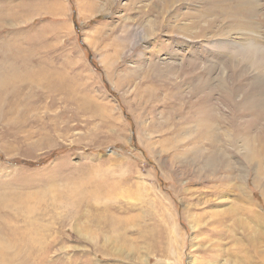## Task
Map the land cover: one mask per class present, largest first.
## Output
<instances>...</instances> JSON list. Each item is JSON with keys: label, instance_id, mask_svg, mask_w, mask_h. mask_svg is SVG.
Here are the masks:
<instances>
[{"label": "rangeland", "instance_id": "obj_1", "mask_svg": "<svg viewBox=\"0 0 264 264\" xmlns=\"http://www.w3.org/2000/svg\"><path fill=\"white\" fill-rule=\"evenodd\" d=\"M257 1L242 37L246 10L206 0H0V75H21L0 92V250L11 264H264V143L245 155L247 139L264 135V112L249 113L259 97L240 95L236 128L224 102L234 93L206 100L192 78L218 92L219 77L246 68L230 86L255 82L242 61L250 47L226 52L251 40L264 50ZM200 11L197 24L218 31L176 30ZM148 19L162 23L151 35ZM160 85L150 101L143 89ZM203 102L217 113L212 134ZM19 196L30 216L16 211Z\"/></svg>", "mask_w": 264, "mask_h": 264}, {"label": "bare ground", "instance_id": "obj_2", "mask_svg": "<svg viewBox=\"0 0 264 264\" xmlns=\"http://www.w3.org/2000/svg\"><path fill=\"white\" fill-rule=\"evenodd\" d=\"M166 2H167V4L168 3H173L174 2V0H165ZM181 1V0H180ZM191 3H201V1L203 2V0H189ZM207 2H209V3H211L212 4V7H214V8H216L217 10H222V13H224L225 12V10H227V8H229V9H231L234 13H236L235 11L236 10H238L239 12H241L242 10L243 11H245L246 10V15H244V16H246V20L244 21H242V28H243V30H242V37L244 36L245 37V35L246 34H248L249 33V31H250V29H254V27L252 26V24H254V23H252L253 22V20H255V17L257 16V6H258V1L257 0H237L236 2V4L235 5H232L231 4V6L230 5H228V6H225V2L226 1H228V0H206ZM210 4V5H211ZM228 4V3H227ZM197 5V4H196ZM231 7V8H230ZM199 8V7H198ZM196 9V8H195ZM250 9V10H249ZM189 10V9H188ZM187 11V10H186ZM190 11V10H189ZM210 11V10H209ZM211 12V11H210ZM213 12V11H212ZM259 12V11H258ZM196 12H190L189 14H191L190 15V17L192 18V21H191V23H189V24H185V26H183V27H177L176 26V30H180L181 31V34L183 33V34H186V33H191L193 30H195L194 31V35L192 36V38L193 39H197L199 36H202L201 35V32H205L206 30H208L209 32H216V31H218L219 29L216 27V26H218L217 24H216V22H215V24H216V26H213V23L211 24V23H209V24H207V27L206 28H204V26L202 27L200 24H197V21L199 20V19H201V18H203V12H199L198 14L196 13ZM221 13V12H220ZM202 14V15H201ZM213 16H215V19H213V22L214 21H217V20H219V16H218V14H214V13H211ZM186 15V14H185ZM188 15V14H187ZM223 15V14H222ZM233 15V14H232ZM181 16V15H180ZM183 16V15H182ZM181 16V17H182ZM208 16H210V14L208 15ZM226 16V15H225ZM146 17V16H145ZM175 17V16H174ZM180 17V18H181ZM207 17V16H206ZM260 17V16H259ZM149 18V17H148ZM187 18V17H186ZM185 18V19H186ZM257 18V17H256ZM153 20V19H152ZM187 20V19H186ZM221 20V19H220ZM249 20V21H248ZM252 21V22H251ZM159 21L156 19H154L153 21H151L150 19H148V25H147V27H146V34L147 35H151L152 34V32L154 31V30H157L158 28H159V24H162V23H158ZM200 22V21H199ZM198 22V23H199ZM207 22V21H206ZM237 22V24H238V21H236ZM244 22H247V23H249L250 24V26L248 27H246L245 26V24H243ZM239 23H240V21H239ZM258 23V22H257ZM220 24V23H219ZM239 25V24H238ZM243 25L246 27V28H244L243 27ZM167 26V25H166ZM252 26V27H251ZM196 28H198L197 30H196ZM240 28V27H239ZM173 30V29H172ZM175 30V29H174ZM175 30V31H176ZM252 31V30H251ZM173 32V31H172ZM180 34V33H179ZM205 36V35H204ZM248 36H249V34H248ZM201 38V37H200ZM243 39V38H242ZM252 39V38H251ZM217 40H219L218 42H215V40H213L212 41V44L213 45H216L217 46V44L219 43V45L221 46V45H223L224 44V41L223 42H221L222 40L221 39H217ZM229 40V39H228ZM239 42V41H238ZM226 43H228V42H226ZM230 43V42H229ZM247 43V42H246ZM231 44V43H230ZM232 45V44H231ZM260 45H261V43H258L257 42V44H256V41L254 42L253 40H251V41H249L246 45H236V46H234V43H233V46L236 48V50L235 49H233V50H231V51H229V52H226L227 53V55L229 54L230 55V53L232 52V54L233 53H238L239 52V50H241V49H246V48H249L250 47V49L248 50V52L249 51H251V54H252V56L251 55H249V54H245L244 52V55H243V58H242V61H244V63L245 64H249L250 66H252V67H254L255 69H257L256 71H258V73H260V75L259 76H257L256 78H255V82L253 83V84H248L247 85V88H246V86H245V88H241V86L243 85H239L238 86V89H236V88H232L231 86H230V82L231 81H233L234 80V78H236V76H237V74H242V73H246L247 71H246V68L245 69H241V71L239 72V73H237V71H232V73H234V75L233 74H231L230 76H224V77H219V80H220V83H221V85H218V87H219V89L221 90V91H214L213 90V85H210V86H207L206 84H205V81L207 80V77L205 76L204 78H201L200 76H198V73H196L194 76H196L195 78H194V76H192V78L194 79V80H197V81H199L198 82V89H202L203 90V88H205V90H206V92L204 91V93H205V96H206V100H207V98H209L210 97V95L211 94H213V93H219L218 95H224V96H226L227 94H230V93H234L233 95H230V96H227V98L225 97V100H224V102L226 103V105L227 104H230V105H232V116H228V117H225V118H228L227 120H226V123H228V124H235V126H236V128H237V122L239 121V118L241 117L240 116V114L241 113H243V108H244V105H245V101L243 100V99H241L240 98V95H258V99L257 100H253V101H251L250 103H249V105H251L252 107H251V110H250V112L249 113H254V114H258V117H260V119H261V117H262V114H263V112H264V83H262V81H264V55H263V52H264V50H263V48H261L260 47ZM219 46V47H220ZM225 47V46H224ZM232 47V46H231ZM247 50V49H246ZM255 50V55H254V53H252L253 51ZM226 51V50H225ZM245 51V50H244ZM241 52V51H240ZM231 54V55H232ZM239 54V53H238ZM240 54H242V53H240ZM224 55H225V53H224ZM227 55H225V56H227ZM233 56V55H232ZM231 56V57H232ZM198 59V58H197ZM195 57H193V58H191V60H192V62L193 61H196L197 60ZM234 59H236V57L235 58H233L231 61H230V63L232 64V63H236V60H234ZM187 61V60H186ZM241 61L239 60V61H237V63H240ZM195 63V62H194ZM229 63V64H230ZM154 64V63H153ZM162 64V63H161ZM170 64V63H169ZM196 64H200V62H199V59L196 61ZM164 65V64H163ZM237 65V64H236ZM154 66V65H153ZM168 66V65H167ZM187 65L185 64V67H186ZM226 66V65H225ZM154 67H156V69L157 70H159V71H162L163 69H161V68H158L156 65L154 66ZM161 67V66H160ZM166 67V66H165ZM234 67H236V66H234ZM243 67V66H242ZM198 68L199 67H195L194 69H192V74L194 73V72H196V70H198ZM229 68V67H228ZM136 69V68H135ZM168 69H171L170 67L168 68ZM232 70H234V69H232ZM164 71H166L167 72V70H165V68H164ZM18 70H14L12 73L13 74H11V75H3L2 73V75H0V92L2 93V92H6L8 89L7 88H11V87H13L16 83H17V81H21V75H18ZM152 72V71H151ZM211 73V70L210 71H208V73H206L207 75H209ZM229 73V72H228ZM227 73V74H228ZM134 74H136V73H132V75L134 76ZM160 73H158V74H154L155 75V77L156 78H158ZM168 76L170 75V76H174L175 74H176V71L175 70H170L168 73ZM162 75V74H161ZM236 75V76H235ZM167 76V75H166ZM242 76V75H241ZM39 77V76H38ZM147 77V76H146ZM160 78H161V76H160ZM170 78V77H169ZM244 78V77H243ZM251 78V77H250ZM253 78V77H252ZM145 79V78H144ZM162 79V78H161ZM245 79V78H244ZM163 80V79H162ZM169 81V80H168ZM238 81V80H237ZM245 81V80H244ZM246 82V81H245ZM249 82V81H248ZM253 82V81H252ZM242 83V82H241ZM196 85V84H195ZM194 85V86H195ZM193 89V88H192ZM145 92H147V93H149L151 96H152V98H151V100L150 101H154V99H155V95H157L158 94V92H164V87L163 86H159V87H146V88H144L143 89ZM201 90V91H202ZM171 91V90H170ZM200 91V92H201ZM198 92H199V90H198ZM199 92V93H200ZM237 92L238 93H242V94H237ZM246 92V93H245ZM249 92V93H248ZM140 93V92H139ZM201 95V94H200ZM235 95V97H233ZM237 95H239V96H237ZM213 96V95H212ZM237 96V97H236ZM180 97H182V96H180ZM199 97V96H198ZM212 98V97H211ZM210 99V98H209ZM148 100V99H147ZM179 101V100H178ZM197 102V101H196ZM198 102H200L199 100H198ZM223 102V103H224ZM248 102V101H247ZM184 103V102H183ZM190 103V102H189ZM193 103V102H192ZM207 103V102H206ZM206 103H201V105H200V109H202L204 112H205V116L207 117V120H206V118H202L201 120H203V122H206V124H207V126H206V128H207V130H209V132L211 131V133L210 134H212V129L213 128H215V127H217L216 125L217 124H215L214 123V120L213 119H216L217 118V113L214 111V112H210V108L208 109L207 107H206ZM200 104V103H199ZM207 104H209V103H207ZM212 104V103H211ZM221 104V103H220ZM183 105V104H182ZM193 105V104H192ZM215 106V105H214ZM224 106H225V104H224ZM183 107H184V105H183ZM193 107V106H192ZM212 107V106H211ZM195 108V107H194ZM193 108V109H194ZM177 109V108H176ZM189 109V108H188ZM214 109H215V107H214ZM213 109V110H214ZM179 110V109H178ZM216 110V109H215ZM182 111V110H181ZM172 112V111H171ZM190 112V111H189ZM189 112H188V114H189ZM201 114H202V112H200ZM245 113V112H244ZM179 114V113H178ZM181 114V113H180ZM198 113H197V108H196V110L194 109V110H192V115L195 117V115H197ZM204 114V113H203ZM199 115V114H198ZM221 115V114H220ZM178 116V115H177ZM204 116V117H205ZM223 116V115H222ZM182 117V116H181ZM189 117H191V116H189ZM180 118V117H179ZM188 118V117H187ZM193 118V117H192ZM219 118V117H218ZM223 118V117H222ZM194 120V119H193ZM195 120H196V117H195ZM221 120V119H220ZM187 121H188V119H187ZM219 121V120H218ZM222 121V120H221ZM244 121V120H243ZM261 121V120H260ZM198 122H199V120H198ZM201 122V121H200ZM202 122V123H203ZM223 122V121H222ZM221 123V122H220ZM225 123V124H226ZM196 124V123H195ZM223 124H224V122H223ZM228 124H226V125H228ZM192 125V124H191ZM190 125V126H191ZM198 125H200V124H198ZM202 125V124H201ZM222 125V124H221ZM225 125V126H226ZM239 125L240 126H242V128H243V122L240 120L239 121ZM189 126V127H190ZM185 127V126H184ZM200 127V126H199ZM199 127H197V129L199 128ZM203 127H205V126H203L202 125V128ZM201 128V127H200ZM218 128V127H217ZM245 128V127H244ZM186 129V128H185ZM196 129V130H197ZM216 129V128H215ZM179 131H181V130H183L182 128H179L178 129ZM195 130V129H194ZM195 130V131H196ZM206 131V130H205ZM214 131V130H213ZM262 131H264V130H262ZM188 132H190V131H188ZM203 132V131H202ZM209 132H207V133H209ZM218 132V131H217ZM192 133H194V132H192ZM201 133V132H200ZM199 133V134H200ZM204 133H206V132H204ZM214 133V132H213ZM221 133V132H220ZM262 133V132H261ZM215 134V133H214ZM217 134V133H216ZM202 135V134H201ZM222 136H224L223 134H221ZM221 135H219L220 137H221ZM235 135H236V133H235ZM183 136V135H182ZM210 136H213V135H210ZM218 136V135H217ZM218 136V137H219ZM262 136V137H261ZM208 137H209V135H208ZM263 137H264V135H262V134H260L259 136H256L252 141H250L252 138H248L247 139V141H246V143H247V145H246V153H245V155L247 156V158L248 159H252V160H254V156H256L254 153L255 152H258V151H260L259 150V148H258V150L256 151V148L257 147H261L262 145V143H264L263 141H261V140H264L263 139ZM205 138V137H204ZM211 138V137H210ZM183 139H185V138H183ZM205 139H207V138H205ZM204 139V140H205ZM218 139V138H217ZM236 139H237V137H236ZM235 138L234 139H232V140H236ZM187 140V139H186ZM210 140V139H209ZM231 140V141H232ZM185 141V140H184ZM214 141V140H213ZM220 141V140H219ZM228 141V140H227ZM177 142V141H176ZM179 142V141H178ZM211 142V141H210ZM215 142V141H214ZM261 142V143H260ZM166 143H167V141H166ZM212 143V142H211ZM260 143V144H259ZM176 144V143H175ZM191 144V143H190ZM203 144V143H202ZM186 145V144H185ZM212 146H213V144H211ZM195 147V146H194ZM197 148V147H196ZM195 149V148H194ZM254 151V153H253V151ZM194 151V150H193ZM217 151V150H216ZM193 153V152H192ZM217 154H218V152H216ZM259 153V152H258ZM178 154V153H177ZM217 154H215V155H217ZM263 155V154H262ZM218 156V155H217ZM206 157H208V156H206ZM210 157V156H209ZM180 158V157H179ZM176 159V158H175ZM181 159H182V157H181ZM195 159V158H194ZM207 159V158H206ZM209 160V159H208ZM213 160V159H212ZM211 161V160H210ZM212 163V162H211ZM169 164V163H168ZM213 164H214V162H213ZM212 164V165H213ZM206 166V165H205ZM204 168V167H203ZM259 173V172H258ZM257 175V174H256ZM255 175V182H258V184L257 185H260L259 184V182L260 181H258V179L256 178L257 176ZM259 176V175H258ZM262 177V176H261ZM261 183V182H260ZM9 194V193H8ZM14 195V194H13ZM21 198V199H20ZM4 199H6V198H4ZM8 201V200H7ZM15 201V200H14ZM26 202L27 203V201L25 200V199H23V197H20L19 196V198H17V201H16V204H17V206H18V208H17V212H19V210H21L22 212H24L23 214L26 216V215H28V216H30L29 214H31V211H33L32 210V208H31V206H29L28 205V210H27V208H26V204H24L23 202ZM4 202V201H3ZM12 202V201H11ZM10 201H9V203H6V204H8V206H13L12 204H13V202L11 203ZM15 203H14V205H16ZM13 208V207H12ZM27 218V217H26ZM28 219V218H27ZM25 222H27V220L25 221ZM80 233H82V232H80ZM12 240V239H11ZM9 242V241H8ZM35 242V241H34ZM11 243V242H10ZM36 243V242H35ZM15 244H18V241L16 240V242H15ZM33 244V243H32ZM4 246V245H3ZM31 249L30 250H32L33 251V247H32V245L31 246H29ZM0 248H1V246H0ZM2 249V248H1ZM19 249V248H18ZM4 250H5V252L7 251L8 252V247L7 246H5L4 247ZM13 251V250H12ZM18 251V250H17ZM16 251V252H17ZM115 251V250H114ZM2 251L0 250V264H11V261L10 260H8V258L6 257V255H4V254H2L1 253ZM10 252V251H9ZM15 252V253H16ZM118 252V251H117ZM35 252H32V253H29V254H27L26 253V256H24V258L22 257V259H19V260H21L22 261V263H23V260L24 259H29V257H31L33 254H34ZM253 253V252H252ZM12 254V253H11ZM15 255V254H14ZM17 255V254H16ZM12 257V256H11ZM17 257V256H16ZM18 260V259H17ZM13 261H14V258H13ZM259 261V260H258ZM17 262H19V261H17ZM25 262V261H24ZM239 263V262H238ZM12 264H14V263H12ZM224 264V263H223ZM258 264V263H257Z\"/></svg>", "mask_w": 264, "mask_h": 264}]
</instances>
